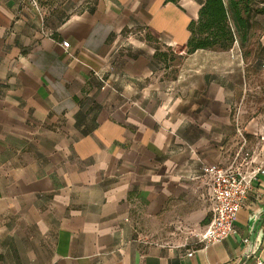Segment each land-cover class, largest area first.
Masks as SVG:
<instances>
[{
  "label": "crops",
  "instance_id": "1",
  "mask_svg": "<svg viewBox=\"0 0 264 264\" xmlns=\"http://www.w3.org/2000/svg\"><path fill=\"white\" fill-rule=\"evenodd\" d=\"M202 1L0 0V264H264V175L236 235L197 238L201 166L229 165L244 137L264 168L235 47L156 79L150 38L184 50Z\"/></svg>",
  "mask_w": 264,
  "mask_h": 264
},
{
  "label": "built area",
  "instance_id": "2",
  "mask_svg": "<svg viewBox=\"0 0 264 264\" xmlns=\"http://www.w3.org/2000/svg\"><path fill=\"white\" fill-rule=\"evenodd\" d=\"M62 47L69 48V43L63 41ZM264 67V66H263ZM241 137L243 133L238 132ZM243 145L235 154L229 165L203 164L201 166V178L206 182L208 196L212 203V220L204 230L197 235L198 242L206 248L215 243L237 234L236 219L240 210L244 207L253 184L259 175H264L262 164L255 160V150L245 149L247 142L243 137ZM264 152V137H260ZM248 240L245 239L244 243ZM193 256V253H189ZM258 264H262L258 261Z\"/></svg>",
  "mask_w": 264,
  "mask_h": 264
},
{
  "label": "rangeland",
  "instance_id": "3",
  "mask_svg": "<svg viewBox=\"0 0 264 264\" xmlns=\"http://www.w3.org/2000/svg\"><path fill=\"white\" fill-rule=\"evenodd\" d=\"M67 0H35V4L48 12L61 10ZM255 7L264 8V0H256ZM244 34V33H243ZM264 14L255 15L251 20L250 29L245 32V38L240 37L234 43V56L244 63L247 88L248 108L254 113L264 112V71L260 66L264 63ZM149 38V36H147ZM150 44L155 50L154 60L158 64L157 80L174 79L183 60L188 57V48L181 50L162 44L157 39L150 38ZM233 47L226 52L229 53Z\"/></svg>",
  "mask_w": 264,
  "mask_h": 264
},
{
  "label": "trees",
  "instance_id": "4",
  "mask_svg": "<svg viewBox=\"0 0 264 264\" xmlns=\"http://www.w3.org/2000/svg\"><path fill=\"white\" fill-rule=\"evenodd\" d=\"M255 3L256 0H203L198 19L189 25L188 54L231 49L238 38H245L252 18L264 14V8L255 7Z\"/></svg>",
  "mask_w": 264,
  "mask_h": 264
}]
</instances>
